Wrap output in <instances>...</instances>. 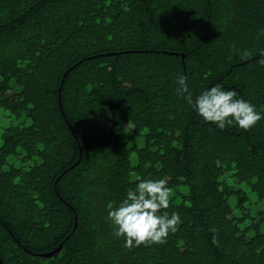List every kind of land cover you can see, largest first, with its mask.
I'll return each mask as SVG.
<instances>
[{"label":"trees","instance_id":"1","mask_svg":"<svg viewBox=\"0 0 264 264\" xmlns=\"http://www.w3.org/2000/svg\"><path fill=\"white\" fill-rule=\"evenodd\" d=\"M261 28L264 0H0L2 264H264V116L220 131L174 91L264 114ZM134 173L171 190L163 244L112 235Z\"/></svg>","mask_w":264,"mask_h":264},{"label":"clouds","instance_id":"2","mask_svg":"<svg viewBox=\"0 0 264 264\" xmlns=\"http://www.w3.org/2000/svg\"><path fill=\"white\" fill-rule=\"evenodd\" d=\"M264 38V28L258 29L255 39ZM251 53L245 51L241 59ZM258 64L264 67V49L259 50ZM187 77L178 74L175 78V94L206 124L223 131L226 127H236L247 131L264 116L248 100L237 98V92L224 89L219 84L205 87L193 95L186 83ZM129 183H134L118 201L109 200L105 207L106 219L112 227L115 238H123L124 247L163 244L169 234H174L181 217L175 211L170 214L171 190L166 180L142 178L132 174Z\"/></svg>","mask_w":264,"mask_h":264},{"label":"water","instance_id":"3","mask_svg":"<svg viewBox=\"0 0 264 264\" xmlns=\"http://www.w3.org/2000/svg\"><path fill=\"white\" fill-rule=\"evenodd\" d=\"M59 249H60V246H57L54 250H51L50 252L42 253L41 256H43V257H49V256H51V255L56 254V253L58 252ZM0 264H2L1 259H0Z\"/></svg>","mask_w":264,"mask_h":264},{"label":"rangeland","instance_id":"4","mask_svg":"<svg viewBox=\"0 0 264 264\" xmlns=\"http://www.w3.org/2000/svg\"><path fill=\"white\" fill-rule=\"evenodd\" d=\"M264 227V226H263Z\"/></svg>","mask_w":264,"mask_h":264}]
</instances>
